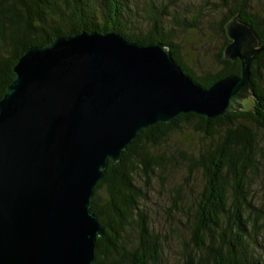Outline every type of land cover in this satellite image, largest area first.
<instances>
[{"label": "water", "instance_id": "obj_1", "mask_svg": "<svg viewBox=\"0 0 264 264\" xmlns=\"http://www.w3.org/2000/svg\"><path fill=\"white\" fill-rule=\"evenodd\" d=\"M225 59L240 75L196 83L161 42L82 31L27 49L0 99V264H93L104 227L92 212L108 163L178 115L225 116L254 95L264 51L253 26L227 24Z\"/></svg>", "mask_w": 264, "mask_h": 264}, {"label": "trees", "instance_id": "obj_2", "mask_svg": "<svg viewBox=\"0 0 264 264\" xmlns=\"http://www.w3.org/2000/svg\"><path fill=\"white\" fill-rule=\"evenodd\" d=\"M182 0H0V99L15 79L14 66L29 48L58 36L82 31L117 32L139 44L161 42L170 47L183 71L203 87L227 75H240L239 59L223 56L229 43L226 24L236 15L249 22L264 40V14L250 0H219L218 30L223 45L217 69L197 74L182 58L174 41L177 30L199 26L203 7L190 11ZM252 106L225 116L178 115L170 123L144 129L108 163L94 191L91 210L104 235L97 237L93 264H165L164 238L153 231L142 207L151 179L166 172L176 156L159 149L173 133L188 129L210 139L206 147L179 155L202 175L203 186L191 193V210L178 207L186 219L188 241L182 264H264V208L252 196V179L264 157V51L251 64ZM144 180L139 185L136 175ZM180 194L177 196L179 197Z\"/></svg>", "mask_w": 264, "mask_h": 264}, {"label": "rangeland", "instance_id": "obj_3", "mask_svg": "<svg viewBox=\"0 0 264 264\" xmlns=\"http://www.w3.org/2000/svg\"><path fill=\"white\" fill-rule=\"evenodd\" d=\"M250 1L254 11L264 14V0ZM181 6L190 11L204 8L198 27L177 30L175 33L174 41L179 45L182 58L197 74L214 71L217 69V55L223 45L217 23L222 13L219 0H182ZM252 97L245 96L244 105L251 107ZM209 143L208 137L183 129L173 133L159 149L174 154L177 160L166 172L157 173L151 179L147 200L142 207L147 213L149 227L161 233L164 238L165 264H182V255L188 241L186 219L179 208H174L172 202L178 200V207L190 211V194H196L203 186L199 171L194 172L189 179L188 168L178 151L182 149L191 154ZM261 160L260 171L252 179L251 192L255 203L264 208V157ZM136 181L139 185H145L139 174L136 175Z\"/></svg>", "mask_w": 264, "mask_h": 264}]
</instances>
